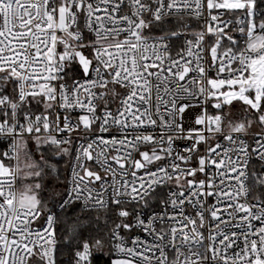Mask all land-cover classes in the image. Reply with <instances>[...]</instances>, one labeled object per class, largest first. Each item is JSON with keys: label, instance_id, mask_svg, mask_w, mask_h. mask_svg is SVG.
Segmentation results:
<instances>
[{"label": "snow or ice", "instance_id": "1", "mask_svg": "<svg viewBox=\"0 0 264 264\" xmlns=\"http://www.w3.org/2000/svg\"><path fill=\"white\" fill-rule=\"evenodd\" d=\"M0 264H264V0H0Z\"/></svg>", "mask_w": 264, "mask_h": 264}]
</instances>
